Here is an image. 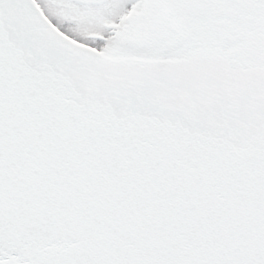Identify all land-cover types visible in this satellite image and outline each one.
<instances>
[{
	"label": "water",
	"instance_id": "95a60500",
	"mask_svg": "<svg viewBox=\"0 0 264 264\" xmlns=\"http://www.w3.org/2000/svg\"><path fill=\"white\" fill-rule=\"evenodd\" d=\"M111 60L0 0V264H264V72Z\"/></svg>",
	"mask_w": 264,
	"mask_h": 264
},
{
	"label": "flooded vegetation",
	"instance_id": "af4514ba",
	"mask_svg": "<svg viewBox=\"0 0 264 264\" xmlns=\"http://www.w3.org/2000/svg\"><path fill=\"white\" fill-rule=\"evenodd\" d=\"M35 1L50 19L46 6L64 19L72 12L76 40L105 57L173 61L216 54L264 72V0Z\"/></svg>",
	"mask_w": 264,
	"mask_h": 264
},
{
	"label": "rangeland",
	"instance_id": "374dc122",
	"mask_svg": "<svg viewBox=\"0 0 264 264\" xmlns=\"http://www.w3.org/2000/svg\"><path fill=\"white\" fill-rule=\"evenodd\" d=\"M41 1L43 3L45 2V0H41ZM46 9H47L46 11L48 12V14L54 20V21L52 20L54 25L56 24V26L59 27L62 31H64L67 34H69V36L71 38L76 39V36H78L80 32L76 28V23L68 20L69 16L72 15V12H68V11L64 12L66 14V16H67L66 19H64V18H61L63 12H61V11H53V10L49 9L47 6H46ZM44 13H45V11H44ZM86 33H87V31H85L82 34L87 35Z\"/></svg>",
	"mask_w": 264,
	"mask_h": 264
}]
</instances>
